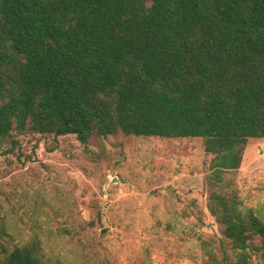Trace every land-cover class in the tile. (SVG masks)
<instances>
[{
	"label": "trees",
	"instance_id": "1",
	"mask_svg": "<svg viewBox=\"0 0 264 264\" xmlns=\"http://www.w3.org/2000/svg\"><path fill=\"white\" fill-rule=\"evenodd\" d=\"M14 131L203 138L236 250L202 238L203 264H264V219L226 177L264 138V0H0V136ZM5 264L61 263L36 237Z\"/></svg>",
	"mask_w": 264,
	"mask_h": 264
},
{
	"label": "rangeland",
	"instance_id": "2",
	"mask_svg": "<svg viewBox=\"0 0 264 264\" xmlns=\"http://www.w3.org/2000/svg\"><path fill=\"white\" fill-rule=\"evenodd\" d=\"M212 158L203 138L0 136V264L36 237L61 264H203L202 238L235 256L209 209ZM226 177L264 219V138Z\"/></svg>",
	"mask_w": 264,
	"mask_h": 264
}]
</instances>
